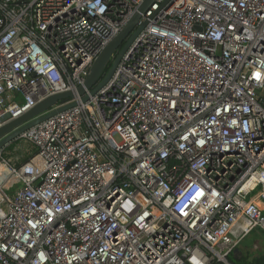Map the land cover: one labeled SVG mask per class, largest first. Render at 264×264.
<instances>
[{"label": "built area", "instance_id": "2783aa9c", "mask_svg": "<svg viewBox=\"0 0 264 264\" xmlns=\"http://www.w3.org/2000/svg\"><path fill=\"white\" fill-rule=\"evenodd\" d=\"M141 2L0 0V126L73 93L34 157L0 152V264H234L264 236V0H154L78 94Z\"/></svg>", "mask_w": 264, "mask_h": 264}, {"label": "water", "instance_id": "95a60500", "mask_svg": "<svg viewBox=\"0 0 264 264\" xmlns=\"http://www.w3.org/2000/svg\"><path fill=\"white\" fill-rule=\"evenodd\" d=\"M153 1L154 0H142L137 10L131 15L123 28L100 50L84 80V85L78 86V94L82 95L85 89H88L90 95H93L109 80L127 47L145 26L146 21H140V14L143 13ZM170 1L171 0H166L165 3L167 4ZM71 98H73V93L71 91L58 92L47 96L17 118L1 125L0 152L6 145L18 139L22 132L57 112L71 107L73 102L63 104ZM87 99L88 96L84 95L83 100L86 101Z\"/></svg>", "mask_w": 264, "mask_h": 264}, {"label": "rangeland", "instance_id": "374dc122", "mask_svg": "<svg viewBox=\"0 0 264 264\" xmlns=\"http://www.w3.org/2000/svg\"><path fill=\"white\" fill-rule=\"evenodd\" d=\"M2 154L4 157L9 158L13 162H17L22 157L31 155V148L21 139H16L10 144L3 148ZM258 245V249L253 248V244ZM262 251H264V236L258 234L256 231L251 232L246 236L243 241L239 244L238 248L235 250V254H248L250 258L258 256ZM234 260V256H231Z\"/></svg>", "mask_w": 264, "mask_h": 264}, {"label": "trees", "instance_id": "16d2710c", "mask_svg": "<svg viewBox=\"0 0 264 264\" xmlns=\"http://www.w3.org/2000/svg\"><path fill=\"white\" fill-rule=\"evenodd\" d=\"M29 146V145H28ZM30 147V146H29ZM31 148V155L30 156H26V157H22L21 159H19L16 164H19L21 162H24L26 160H28L31 157H34L36 155V150L32 147ZM251 256H249L248 254H240L238 256H236L234 258V260H232V262L234 264H264V251H262L258 256L250 258Z\"/></svg>", "mask_w": 264, "mask_h": 264}]
</instances>
